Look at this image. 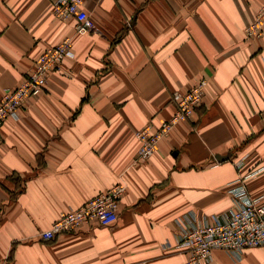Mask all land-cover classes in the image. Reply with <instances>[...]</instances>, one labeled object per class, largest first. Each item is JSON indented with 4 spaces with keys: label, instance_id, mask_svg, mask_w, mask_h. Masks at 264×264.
Wrapping results in <instances>:
<instances>
[{
    "label": "crops",
    "instance_id": "1",
    "mask_svg": "<svg viewBox=\"0 0 264 264\" xmlns=\"http://www.w3.org/2000/svg\"><path fill=\"white\" fill-rule=\"evenodd\" d=\"M56 0H0V95L65 38L72 56L5 121L0 146V264H183L176 221L223 213L234 180L264 195V38L244 30L264 0H84L94 29L52 13ZM206 81L189 121L147 160L135 133L169 120L172 93ZM247 156L237 169L236 162ZM117 183V218L43 241L39 233ZM264 264V247L240 261Z\"/></svg>",
    "mask_w": 264,
    "mask_h": 264
},
{
    "label": "built area",
    "instance_id": "2",
    "mask_svg": "<svg viewBox=\"0 0 264 264\" xmlns=\"http://www.w3.org/2000/svg\"><path fill=\"white\" fill-rule=\"evenodd\" d=\"M84 0H56L52 3V13L61 20L74 18L77 22L76 33L85 34L94 29L92 21L83 9ZM246 39L264 38V3L254 21L244 30ZM72 56L71 40L65 38L60 44L46 49L36 61L33 70L21 85L6 90L0 98V146L1 130L7 118H16L18 110L28 99L39 96L45 89L48 75L58 70L64 58ZM206 81L200 80L191 88L172 93L171 102L175 106L173 116L159 127L150 125L135 133L139 141L136 160H147L155 152L158 143L166 137L173 127L190 119L203 100ZM264 117V107L260 111ZM246 158V157H245ZM244 159L236 163L237 169ZM262 168L238 177L231 183L228 193L232 197L231 207L220 214L203 215L198 218L190 212L176 221L177 238L173 246L165 243L163 250L177 251L184 255L183 264H213L216 250L227 252L233 259L240 261L246 248L264 247V195L251 197L244 181L257 175ZM125 186L117 183L107 191L89 199L86 203L60 215L48 229L41 231L43 240H53L61 234L76 232L81 227L95 222L100 226L114 223L118 207L125 193Z\"/></svg>",
    "mask_w": 264,
    "mask_h": 264
},
{
    "label": "rangeland",
    "instance_id": "3",
    "mask_svg": "<svg viewBox=\"0 0 264 264\" xmlns=\"http://www.w3.org/2000/svg\"><path fill=\"white\" fill-rule=\"evenodd\" d=\"M261 6H262V5H261ZM260 8H261V7H260ZM260 8H259V9H260ZM258 11H259V10H258ZM257 13H258V12H257ZM257 13H256V15H257ZM256 15H255V17H256ZM255 17H254V19H255ZM254 19H253V21H254ZM253 21H252V22H253ZM252 22H251V23H252ZM259 38H263V37H259ZM251 39H255V38H251ZM257 39H258V38H257ZM58 44H60V43H58ZM58 44H56V45H58ZM56 45H54V46H52V47H50V48H53V47H55ZM47 49H49V48H47ZM44 51H45V50H44ZM44 51H43V52H44ZM43 52H42V53H43ZM42 53H41V54H42ZM41 54H40V55H41ZM40 55H39V56H40ZM38 58H39V57H38ZM64 59H65V58H64ZM64 59H63V61H64ZM37 60H38V59H37ZM37 60H36V61H37ZM63 61H62V63H63ZM62 63H61V65H62ZM35 65H36V62H35ZM35 65H34V66H35ZM60 67H61V66H60ZM32 70H33V69H32ZM29 73H30V72H29ZM29 73H28V74H29ZM28 74H27V75H28ZM27 75H26L25 77H23V79L21 80V82L18 83L14 88H12V89H7V90H13V89L17 88L19 85H21V84L23 83V81L26 79ZM48 76H49V75H48ZM45 87H46V85H45ZM44 90H45V89H44ZM5 91H6V90H5ZM43 93H44V91H43L40 95H42ZM3 94H4V92L0 95V98L2 97ZM36 97H37V96H36ZM23 105H24V103H23ZM23 105H22V106H23ZM22 106H21V107H22ZM21 107H20V108H21ZM18 111H19V110H18ZM260 118L264 119V117H262L261 115H260ZM7 119H9V118H7ZM7 119H5V121H6ZM190 119H191V118H190ZM190 119H188V120H186V121H189ZM5 121H4V123H5ZM181 122H183V121H181ZM181 122H179V123H181ZM4 123H3V125H4ZM179 123H177V124H179ZM177 124H176V125H177ZM176 125H175V126H176ZM175 126H174V127H175ZM174 127H173V128H174ZM138 131H139V130H138ZM138 149H139V148H138ZM245 157H247V156H245ZM245 157L241 158V159H244V161H243L244 163L246 162V159L248 158V157H247V158H245ZM241 159H239L238 161H240ZM238 161H237V162H238ZM237 162H236V163H237ZM244 163H243V164H244ZM249 173H250V172H249ZM247 174H248V173H247ZM247 174H246V175H247ZM121 199H122V198H121ZM119 204H120V203H119ZM80 207H81V206H80ZM80 207H78V208H80ZM118 208H119V207H118ZM70 210H73V209H70ZM70 210H68V211H70ZM66 212H67V211L61 213L60 215L66 213ZM194 214H195V213H194ZM60 215L57 217V219L60 217ZM202 216H203V215H202ZM198 218H200V217H198ZM55 220H56V219H55ZM55 220H54V221H55ZM54 221H53V222H54ZM53 222H52V223H53ZM71 233H74V232H71ZM67 234H68V233H67ZM42 240H43V239H42ZM43 241H50V240H43Z\"/></svg>",
    "mask_w": 264,
    "mask_h": 264
}]
</instances>
